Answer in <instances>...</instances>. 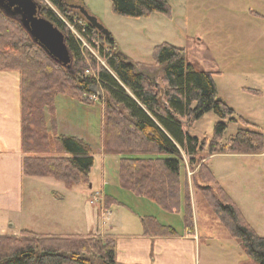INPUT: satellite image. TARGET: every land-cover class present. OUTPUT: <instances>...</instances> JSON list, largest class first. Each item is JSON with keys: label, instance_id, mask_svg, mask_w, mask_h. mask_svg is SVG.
<instances>
[{"label": "trees", "instance_id": "trees-1", "mask_svg": "<svg viewBox=\"0 0 264 264\" xmlns=\"http://www.w3.org/2000/svg\"><path fill=\"white\" fill-rule=\"evenodd\" d=\"M39 1L41 13L64 32L72 60L70 66L54 60L18 18L0 8V70H16L20 76L23 174L50 176L67 187L92 186L90 174L95 165L92 145L82 137L58 133L55 99L61 93L94 104L90 96L100 87L105 93L102 148L106 154L120 156L122 186L166 210H183L185 230L196 234L184 153L189 155L191 167L199 164L202 178L218 190L219 195L209 186L203 187L217 217L249 258L255 264H264V236L250 224L217 180L207 159V155L216 153L264 152V133L251 123L252 128L241 127L227 142L223 141L227 121L239 120L244 125L250 122L235 117V109L219 96L213 73L196 70L188 62L185 48L165 41L157 44L153 52V60L162 66L161 89L159 81L136 69V63L117 48L112 35L95 29L78 8L72 7V4L86 7L84 0H49L52 5L47 0ZM111 2L113 11L120 15L171 14L169 0ZM55 8L70 21L75 16L85 20L87 31H95L91 36L100 40V46L95 45L88 32L84 34L106 64L82 46ZM211 110L219 116L213 137L202 139L190 134L183 118L193 125ZM115 202L120 203L112 195L104 196L106 209ZM142 222L147 235L178 234L172 225L163 224L156 217H145ZM117 251V238L111 234H42L26 229L19 234H0V264H123Z\"/></svg>", "mask_w": 264, "mask_h": 264}, {"label": "rangeland", "instance_id": "rangeland-1", "mask_svg": "<svg viewBox=\"0 0 264 264\" xmlns=\"http://www.w3.org/2000/svg\"><path fill=\"white\" fill-rule=\"evenodd\" d=\"M84 3L111 31L117 48L136 63L138 71L159 81L161 89L162 66L153 60V52L162 42L185 48L187 60L196 70L212 72L219 96L235 109V117L250 122L244 125L239 120L227 121L224 142L241 127L252 128L251 123L264 133V0H169L170 15L155 12L142 17L115 13L111 0H84ZM55 9L81 40L82 46L88 47L100 62L106 64L97 49L100 40L91 36L97 46L94 47L85 36L80 34L86 40L84 44L76 34L81 32L75 24L83 28L87 26L85 20L75 16L70 21ZM96 93L99 98L92 99L94 104L61 93L55 99L58 121L76 126V135L92 145L95 155L90 174L92 186L67 187L50 176L24 177L23 210L0 218V234H19L26 229L42 234L71 235L87 234L99 228L93 232L103 236L107 235L102 230L105 228L120 237L142 228V219L149 216L172 225L179 234L188 232L183 210H166L122 186L120 156L103 152L101 132L105 93L100 87ZM218 120L219 116L212 110L193 125L183 118L187 131L202 139L213 137ZM184 157L191 184L193 222L196 234L200 236L194 264H255L217 217L203 189L209 186L219 195L217 188L202 178L199 164L191 167L189 155L184 153ZM207 159L217 180L250 224L264 236V152L216 153L207 155ZM104 193L120 203H112L106 210L104 196L101 198Z\"/></svg>", "mask_w": 264, "mask_h": 264}, {"label": "crops", "instance_id": "crops-1", "mask_svg": "<svg viewBox=\"0 0 264 264\" xmlns=\"http://www.w3.org/2000/svg\"><path fill=\"white\" fill-rule=\"evenodd\" d=\"M58 133L77 136L76 126L58 121ZM22 159L20 76L16 70H0V218L23 210ZM101 195L103 199L106 193ZM102 230L116 236L117 258L123 264H194L198 234L152 236L142 227L119 237Z\"/></svg>", "mask_w": 264, "mask_h": 264}, {"label": "water", "instance_id": "water-1", "mask_svg": "<svg viewBox=\"0 0 264 264\" xmlns=\"http://www.w3.org/2000/svg\"><path fill=\"white\" fill-rule=\"evenodd\" d=\"M72 7L78 8L95 29L106 35H112L97 16L84 5L72 4ZM0 8L8 15L18 18L33 40L41 45L54 60L65 66L71 65L72 55L66 36L54 21L41 13L39 0H0Z\"/></svg>", "mask_w": 264, "mask_h": 264}, {"label": "built area", "instance_id": "built-area-1", "mask_svg": "<svg viewBox=\"0 0 264 264\" xmlns=\"http://www.w3.org/2000/svg\"><path fill=\"white\" fill-rule=\"evenodd\" d=\"M83 21V20H82ZM81 21V22H82ZM76 25V24H75ZM80 26V25H79ZM82 28V27H81ZM87 26H84L83 28H82V32L81 33H78V32H76V34L82 39V41L84 42V44L86 43V40L84 39V37L83 36H85L86 37V35L84 34V33H86V32H88L87 31ZM94 32V30L92 31V32H88V36H91V33H93ZM80 34H82V35H80ZM82 36V37H81ZM95 39L93 38V41H94ZM87 73H89V74H94V71H92V70H87ZM90 98L91 99H94V100H97L98 98H99V96L97 95V93H95V94H92L91 96H90ZM92 202H93V200H91Z\"/></svg>", "mask_w": 264, "mask_h": 264}]
</instances>
